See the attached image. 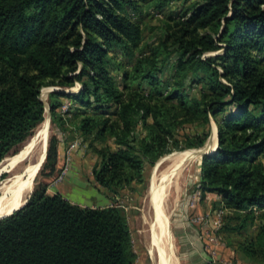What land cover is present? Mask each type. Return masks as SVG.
Instances as JSON below:
<instances>
[{"label":"trees","instance_id":"1","mask_svg":"<svg viewBox=\"0 0 264 264\" xmlns=\"http://www.w3.org/2000/svg\"><path fill=\"white\" fill-rule=\"evenodd\" d=\"M150 10L163 21L147 40L135 18ZM76 83L49 94L51 120L93 148L94 179L111 193L174 151L204 147L213 120L218 149L201 158L195 191L220 198L221 244L264 264V0H0V164L45 121L42 89ZM63 99L77 105L72 119ZM191 125L206 130L185 133ZM58 145L47 151L53 173ZM135 261L116 206L81 207L39 185L0 221V264Z\"/></svg>","mask_w":264,"mask_h":264},{"label":"rangeland","instance_id":"2","mask_svg":"<svg viewBox=\"0 0 264 264\" xmlns=\"http://www.w3.org/2000/svg\"><path fill=\"white\" fill-rule=\"evenodd\" d=\"M181 6L182 5L180 2L172 3L170 4L169 8L164 10V12L165 14H168L172 11H178ZM146 13L145 18L142 19L136 17L135 19L140 23H143L145 27L147 26L145 35L147 40H150L151 38H154L159 34V27H161L163 18L156 15L153 10L146 11ZM151 29L156 30L152 32ZM122 61H124V63L130 62V60L125 58L122 59ZM128 68L130 69V66H128ZM114 74L116 75L118 74V72L116 71L114 72ZM81 88L82 85L80 83H76L72 88L48 87L42 89L40 98L46 104L47 110V107H49V94L51 93V91L58 90L76 93L79 92ZM201 88L202 87L192 89L190 94L192 96H197ZM62 102L63 106L59 113L67 120L72 119L71 113L72 111H75L74 108H76L77 105L70 99H63ZM47 120L49 121L48 149L51 139L55 137L57 141H59L58 150L60 153L58 152L57 164L55 165L54 173L49 166L45 168V160L41 170L39 171L35 179L34 189L39 185H45L47 188V193L49 195L59 193L71 203L79 205L81 207L106 208L116 206L119 209L123 210L126 214L131 230L133 250L136 255L135 264H157L155 256L156 248L152 239V226L158 233V236L162 237V235L164 234V230H167L168 223H170L171 234L174 242L176 264H191V262H194L192 260L187 261L186 257H183L181 253V248L184 246L181 243L180 238L177 236L176 230L178 224L176 223L175 211L178 209L179 204L181 203L183 198L190 193L189 191L195 189V184L198 180L200 171L199 167L201 157L196 156V158H194L193 160H189L183 171H181L180 167L182 165H179L172 169L167 175L166 181L164 183L168 193V201L165 211L166 213L162 215L161 219L158 221H155V215L153 210H151L150 208L147 195L149 182L156 166L159 164V169L165 170L169 165V161L160 164L161 160L164 161L166 156L173 155L177 152L195 150L201 151L206 149L212 137V134L214 132L216 133L217 131L216 123L213 120L211 121V125L209 126L211 132L210 137L204 147L200 149L177 150L162 157L158 162H156L155 165L146 166L145 179L143 183H134L130 188L118 191L116 193H111L109 190L99 186L96 183L93 176V169L98 162V156L96 155L93 148H91L89 144L84 140V138L75 133L72 126L67 125L66 127L68 130L63 131V129H61L59 126H56L58 124L54 125L51 120L50 112L48 111L46 113L45 121ZM40 128H42V125L35 131L33 136H31L25 143L19 146L15 154H17L19 150H21L22 147L25 146V144H27L34 138ZM204 130L206 129L199 125H191L187 126L184 132L187 134H194L196 132H202ZM108 144L111 147L115 148V144L112 139L108 141ZM15 154L10 155L9 157ZM6 176L7 175L1 173L0 181L4 180ZM207 229V253L209 254L208 256L210 257V259L215 264H224L228 262L231 264H244L240 261V258H244V256L236 252L235 255L239 256L238 258L235 257L236 261L233 260V258H229L228 262H225L226 260H224L223 257L224 254L220 250H216L217 245L212 241V238H210L211 230H209V227ZM218 243L221 244L219 238ZM210 246H213V248H210ZM225 249L227 248L225 247Z\"/></svg>","mask_w":264,"mask_h":264},{"label":"bare ground","instance_id":"3","mask_svg":"<svg viewBox=\"0 0 264 264\" xmlns=\"http://www.w3.org/2000/svg\"><path fill=\"white\" fill-rule=\"evenodd\" d=\"M48 132L49 121L47 120L30 142L25 144L17 154L5 158L0 164L1 173L7 175L4 180L0 181V219L20 209L33 192L35 177L40 164L45 158L49 137ZM216 133L212 134L208 146L206 149L201 150L202 152L210 153L214 151L217 145ZM201 151L177 152L165 157L164 161L161 160L160 164L169 161V165L165 170L159 169V164L154 169L149 182L147 196L150 208L155 215V221L160 220L161 216L166 213L168 193L164 183L167 175L179 165H182L180 167L181 171H183L188 161L199 156ZM152 233L156 248L157 264H176V253L170 223H168L167 230H164L162 237L158 236L153 226Z\"/></svg>","mask_w":264,"mask_h":264},{"label":"crops","instance_id":"4","mask_svg":"<svg viewBox=\"0 0 264 264\" xmlns=\"http://www.w3.org/2000/svg\"><path fill=\"white\" fill-rule=\"evenodd\" d=\"M189 192L175 211L176 223L178 224L176 230L177 236L184 246L181 248L183 257H186L187 261H194L191 264H203L206 260L210 259L207 253L206 239L207 228L209 227V230H211L210 238L217 245L216 250H220L224 254L225 262H228L229 258H233V260H235V257L238 258L239 256L235 255V252L225 249L223 244L218 243L221 224L219 226L216 222L215 206L220 201L219 197L215 194H207L202 198L195 189ZM201 219H204V221ZM210 248H213V246H210ZM240 261L244 264H253L245 259V257L240 258Z\"/></svg>","mask_w":264,"mask_h":264},{"label":"water","instance_id":"5","mask_svg":"<svg viewBox=\"0 0 264 264\" xmlns=\"http://www.w3.org/2000/svg\"><path fill=\"white\" fill-rule=\"evenodd\" d=\"M54 91H58V90H53V91H51V92H54ZM47 111L49 112V107H47ZM216 128H217V126H216ZM216 137H217V145H216V148L214 149V151H212V152H210V153H206V152H202V151H201V153H199V156H200L201 158H202L203 156H211V155L216 154L217 149H218V145H219V142H218V128H217ZM30 141H31V140H30ZM47 151H48V142H47V149H46V152H45V158H44V160L42 161V163L40 164V168H39V170H38V172H37V175H38L39 171L41 170V168H42V166H43V164H44V162H45V160H46V157H47ZM37 175H36V177H37ZM36 177H35V179H36ZM32 193H33V192H32ZM32 193L30 194L29 198L26 200L25 204H24L20 209H18L17 211H19V210H21V209H23V208L25 207V205L27 204L28 200L30 199ZM17 211H15V212H17ZM15 212H14V213H15ZM14 213L8 215L7 217L13 215ZM7 217H5V218H7ZM5 218L0 219V221L3 220V219H5Z\"/></svg>","mask_w":264,"mask_h":264},{"label":"built area","instance_id":"6","mask_svg":"<svg viewBox=\"0 0 264 264\" xmlns=\"http://www.w3.org/2000/svg\"><path fill=\"white\" fill-rule=\"evenodd\" d=\"M225 213V209L223 207H221L220 209H217L215 211V217L217 219V224L220 226L221 221H222V217ZM202 221H204V219H201ZM203 264H215L211 259L206 260ZM231 264V263H228Z\"/></svg>","mask_w":264,"mask_h":264}]
</instances>
